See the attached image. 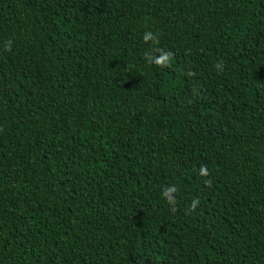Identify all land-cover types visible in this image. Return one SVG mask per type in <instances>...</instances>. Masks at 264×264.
<instances>
[{
  "label": "trees",
  "instance_id": "1",
  "mask_svg": "<svg viewBox=\"0 0 264 264\" xmlns=\"http://www.w3.org/2000/svg\"><path fill=\"white\" fill-rule=\"evenodd\" d=\"M0 264H264V0H0Z\"/></svg>",
  "mask_w": 264,
  "mask_h": 264
}]
</instances>
